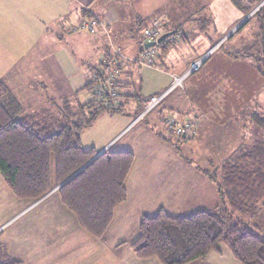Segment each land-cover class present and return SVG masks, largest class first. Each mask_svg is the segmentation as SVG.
I'll use <instances>...</instances> for the list:
<instances>
[{
    "label": "crops",
    "instance_id": "0c3cea01",
    "mask_svg": "<svg viewBox=\"0 0 264 264\" xmlns=\"http://www.w3.org/2000/svg\"><path fill=\"white\" fill-rule=\"evenodd\" d=\"M105 1L107 0H0V55H15L5 46L3 37L4 32L12 29L13 23L18 30L21 29L20 24L24 23V32L28 35L26 37L36 40L20 54L22 57L15 59L4 57L8 59L0 69L6 70V73L26 70L27 64L31 61L28 56L36 54L35 45L38 40L50 38L63 40L60 31L58 32L59 22H77L81 17H87L85 14L88 12L104 19L109 34L118 44L122 43V49L127 55H130L128 52L133 49L134 42L131 41V37L137 31L135 24L139 21L141 24L138 28L151 26L157 22L160 24L161 34L168 31L176 33L165 43L167 53L157 60V67L139 70L140 73L138 71L139 90L145 96L136 100L128 94L123 100L122 113L128 117L125 130L136 129V132L121 147L112 151L131 152L134 161L125 181L127 198L116 207L105 234L100 238H94L86 232L75 215L61 204L55 193L57 189L54 188L41 199L21 201L19 212L5 223L9 225L12 223L10 225L12 227L17 222L23 221L20 225H16L3 241H0V245L5 247L7 253L20 264H160L156 258L138 259L130 247L139 236L138 226L142 216L153 215L159 209L165 210L172 216L186 215L198 210L209 211L219 203L213 184L197 168L200 166L206 169L205 166L200 164L193 166L189 158L176 155L172 147L161 140V133L168 137L163 130L161 120L170 111L179 118L187 115L198 117L200 122L194 138L201 146L196 150L197 159L207 165L208 158L207 160L204 158L202 151L210 149L212 155L209 156H219L220 163L231 154L221 153L216 145L219 142H231L235 144L233 148L238 152V148L243 143L242 139L247 133L246 121L252 115L251 112L246 111V107L252 99L258 98L259 91H264V77L255 70L251 60L232 58L218 48L232 36L229 33L247 16L241 18L231 30L225 31L214 44L204 43L202 49L190 57L178 58L175 54L180 50V45L190 43L191 40L193 44L200 43L201 35L196 34L193 37L188 33L191 30L186 31L183 26L170 24L166 13L156 11L147 13L142 10L139 12L136 8L137 0H110L109 5ZM260 4L264 5L261 2ZM29 26L33 32L31 36L27 32ZM250 31L251 29H248L244 37H249ZM88 35L90 38L87 43L99 59L103 35ZM195 40L197 42H194ZM211 49L215 51L213 50L214 53L205 59L204 65H201L203 67L187 78L182 88L169 93L148 115L147 120L144 121L147 124L138 122L133 125L144 99L167 90L172 76H180L191 63L212 51ZM135 50L137 51V46ZM39 54L46 55L42 47L36 55ZM89 56L88 62L92 60V52ZM62 64L64 69L59 68L57 73L64 74V77L68 78V84L64 83L66 87L71 80L73 91L76 93L85 84L86 71L80 72L71 61L63 60ZM86 65L89 67L88 63ZM68 69L73 71H67ZM128 70L130 69L126 65L123 72L126 73ZM53 74L54 70L48 73L51 76ZM18 78L19 74L9 73L6 80L8 87L24 109L33 110L24 105L17 93L20 88ZM153 79L157 81L155 89L146 90L145 82ZM123 81L128 86L131 77L124 75ZM253 85L257 92L252 91L255 95L254 98H250ZM143 89H145L144 93ZM215 90L216 92L212 94ZM125 92L137 94L136 86L127 88ZM64 93L68 94L66 91ZM209 94L214 96L215 104ZM30 97L33 101L39 99V107L34 109L37 111L49 108L51 111L56 110L57 104L61 103L62 99H66L59 95L41 98L36 92L35 95L34 92L30 94ZM110 140L112 138L91 149L99 152L109 147L110 150L108 144ZM20 215L22 216L19 217ZM207 260L208 257L189 264H209Z\"/></svg>",
    "mask_w": 264,
    "mask_h": 264
},
{
    "label": "trees",
    "instance_id": "16d2710c",
    "mask_svg": "<svg viewBox=\"0 0 264 264\" xmlns=\"http://www.w3.org/2000/svg\"><path fill=\"white\" fill-rule=\"evenodd\" d=\"M240 1L247 16L262 0ZM248 26H251L249 37L252 40L244 37V41L241 39L236 45L237 48L227 49V40ZM142 29L138 28L131 37V41L138 46V55L133 59L125 54L120 44L118 47L123 52L115 45L117 41L110 35L113 46L128 59L122 60L119 73L122 76L127 74L131 79L135 68L143 66L137 62L144 51V47L140 46ZM102 39L100 53L108 58L109 40L105 36ZM167 40L158 45L159 56L149 67L156 68L157 60L167 53L164 47ZM227 40L218 48L232 58L251 60L255 70L264 77V51L261 48L264 5ZM126 65L130 70L124 73ZM129 83L128 86L122 85L124 91L120 104L128 94L136 100L139 98L137 92H125L127 88L134 87L132 80ZM91 85L92 81L87 77L83 89L89 90ZM57 109L65 113L66 120L56 119L54 110L28 112L8 85L0 82V173L13 194L27 200L44 197L73 175L55 193L61 204L75 215L80 226L94 238H100L111 223L116 207L127 198L125 181L134 156L131 152L107 149L79 171L97 154L94 149L83 148L81 133L92 126L103 112L123 111L91 100L72 106L68 99H62ZM170 113L173 112L167 115ZM253 116L257 117L256 127L264 132V116L254 114L252 119ZM161 125L165 130L163 119ZM163 135L160 134L161 140L180 157L182 155L176 143L194 138H166ZM234 158L230 162L227 159L220 161L219 165H211L207 169L197 167L216 189L219 203L214 208L176 216L159 209L153 215L142 216L138 226L139 236L130 245L138 259L156 258L160 264H189L203 260L211 253L220 255L223 244L240 264H264V235L260 234L263 232L260 225L264 221V142L241 145ZM256 219L259 223L251 225L250 222ZM0 264L20 262L0 245Z\"/></svg>",
    "mask_w": 264,
    "mask_h": 264
},
{
    "label": "rangeland",
    "instance_id": "374dc122",
    "mask_svg": "<svg viewBox=\"0 0 264 264\" xmlns=\"http://www.w3.org/2000/svg\"><path fill=\"white\" fill-rule=\"evenodd\" d=\"M105 3L109 5L111 4V1L107 0L105 1ZM261 3L264 4V0H262ZM242 4L243 2L240 0H137L136 8L139 12L140 10H142V12L145 11L147 13H153L154 11L163 12L164 14L166 13L170 24L173 23L176 26L178 25L183 26L186 29V31L191 30V32H188V33L189 35H192L193 37H195L196 34L201 35L202 40L200 43L193 44L191 40L190 43H185V45H180V48H179L180 50L176 52L175 55L178 58L179 57L186 58L187 56L190 57L196 51L201 50L204 43L206 45L214 44V42L218 41L221 38V35L224 34L225 31L231 30V28L234 27L237 24V22L241 20V18L245 17L246 11H244L245 7L242 6ZM258 9H259V6L254 8L253 10L255 11L252 10V12L255 13ZM82 18L83 17H81L79 20H81ZM78 21L77 22H69V21L59 22L58 27L60 28V30H58V32L60 31V35L62 36L63 40H60L59 38H56V39L50 38V39H46L43 41L38 40L37 41L38 43H36L35 45V53L37 54L39 52V48L42 47L44 49V54L46 55L42 56L43 54H39V55L33 54V55L28 56L31 61L27 64L26 70L6 73V70L0 69V82H2L3 84L5 83L6 85H8L6 80H7V75L9 73H12L13 75L15 73H17V75L19 74L18 82H19L20 88L17 93L19 97L21 98L22 102L24 103V105L33 109V110L27 109L28 112L37 111L34 109H38L39 107L38 106L39 99L36 97L37 98L36 101H33L30 97V94H32L33 92H34V95L36 92L41 98L42 97L43 98L56 97L59 95L62 98L68 99L71 102L72 106H75L78 103H84L87 100H89L90 96L92 97L91 89L85 90L83 89V87L82 88L80 87V89L75 93L73 91V87L71 85L70 79H69L70 80L69 86L66 87L64 83L68 84V78L64 77V74L60 75L59 73H57L59 68L64 69L63 65L66 63L62 64L63 60L66 62L71 61V64L72 65L74 64L80 72L86 71L85 80L88 77V79H91L92 81L93 75L103 70V66L99 64V59L97 58L96 53L92 51V49L87 43V40L90 38L88 34L90 35L92 34L88 32L87 30H80L76 33L66 32V28L69 25L77 24ZM162 23H165V22H162ZM140 24H141V21L135 24L136 29H138V26ZM253 24H254V21H253ZM20 25H21V29L18 30V29H15L16 24L13 23L12 29H8L7 32H4L3 37L5 40V46L8 49H10V51L15 55H5V56L0 55V67L6 63L5 60L8 58L15 59L18 57H22L20 56V54L23 53L27 49L28 46H32L31 44L36 41L34 39H30L26 37L28 35H26V33L24 32L25 24L21 23ZM149 26L150 25H146L142 28L149 27ZM250 27L251 26H248L238 31L236 36L227 42L226 48L227 49L237 48L238 44L241 42V39L242 41H244L243 37L245 34L248 33V29ZM31 31L32 29L29 26V29L27 32H29L30 36L31 34H33V32ZM236 31L237 29L235 30V32ZM0 38H1V33H0ZM250 39L252 40V38ZM194 42H197V40H195ZM115 45L118 47L119 44L115 43ZM120 45L122 46V43H120ZM132 45H133V49H131V51L128 52V54H130L128 56L133 59V57L138 55V46L136 45L135 42ZM134 45L137 46V51L135 50ZM261 46H263L261 48H262V51H264V40L262 41ZM119 49L122 51L121 48ZM214 51L210 53L209 56H211L214 53ZM91 52H92V60L88 62L87 59L90 57L89 54ZM134 53L135 54L137 53V54L133 55ZM4 57H8V58H4ZM38 57L39 58L41 57V59L36 60ZM87 63L89 64L88 65L89 67H87L86 65ZM262 65L264 68V63ZM149 68H152V67L143 65L139 68L138 67L135 68V73L131 79L134 82V87L136 86V92L138 93V95H141L139 97H144L145 95L142 94L141 91L139 90L138 71L147 70ZM77 69L75 70L77 71ZM97 69H99V71H97ZM53 70H54L53 76L48 75L49 71L53 72ZM69 70L73 71L72 69H68L67 71ZM144 75H146V72H144ZM123 77L124 76H122L120 73L118 74V80L120 82V92H121L119 99H122L121 95L123 94V91H124V88L122 86L123 84L125 85L123 81ZM20 82H23V84H20ZM156 85H157V81L154 79L151 81H146L145 89L146 90H151L152 88L155 89ZM145 89H143V93ZM216 90L212 92V94L215 93ZM65 91L68 94L64 93ZM252 91L257 92L255 91L254 85L252 86L251 91H250L251 92L250 98L251 97L254 98V95H255V93H253ZM164 92L157 94V95H153V96H159L163 94ZM51 94L53 96H50ZM212 94L211 95L209 94V97L211 101L214 103V96ZM162 101L160 102V104L162 103ZM198 104L201 105V103L199 102ZM259 104H262V106ZM123 105L124 104H121L119 109L121 108V110H123L124 109ZM156 108H154L150 113H152ZM127 109L129 108L127 107ZM141 109L137 112L133 125L138 122H140V124H147V123H144V121L147 120V117L150 113L146 115L144 120L136 122V118L141 112ZM49 110L51 109L49 108ZM57 110H54L55 118L60 121L66 120L65 113L63 111H57ZM246 111L251 112L252 115L257 114V115L264 116V91L263 92L259 91L258 98H254L251 100V102L246 107ZM252 115H251V118H249L246 121L247 133L245 134V137L242 139L243 146H249V144H252L253 141L264 142V132L256 127L255 118L257 117L253 116L254 118L252 119ZM127 118L128 117L123 113L114 114L109 111L103 112L100 115V117L93 123L92 126L82 131L81 133L82 140H83V142L81 140L82 146L85 149L89 150L91 149V147H98L106 140L112 138V140H110V142L108 143L110 145V150L118 149L119 147H121V145L126 140H129L136 132V129L131 130L129 128L125 130V128L127 127V125L125 124L127 123ZM166 135H169V134L166 133ZM176 145L178 146L180 154L189 158L192 161L191 163L193 166L200 164L201 166H205V168L207 169L211 165H214V166L219 165L220 157L219 156L218 157L209 156V155H212L211 154L212 150L210 149H206L202 151V153L205 155L204 158H206V160L208 158L207 165L206 163H203L202 161H198L196 150L200 149L201 144L197 143L195 138L180 141L178 142V144L176 143ZM234 146L235 144H231V142L230 143H226V142L220 143L219 142L218 145H216V147L220 149L221 153H224L226 155L231 154L229 157H227V160L229 162L230 160L231 161L235 160L234 154L238 153L236 152V150H234L233 148ZM107 149H109V147ZM107 149H105L104 151H106ZM51 165H52V169H54L53 159H52ZM23 200L25 199H19L13 194V192L7 186V184L5 183L0 173V241H3L5 237L7 236V234L11 232L16 227V225H20L23 222V221H19L12 227H10L12 223L10 225L5 224L10 217H12L17 212H19L21 208L20 202ZM21 216L22 215H20L19 217ZM258 220L256 219L254 221H251L250 222L251 225L259 223ZM261 223L262 225L260 224L259 225L263 232H261L260 234L264 235V221H262ZM220 249H221L220 255L211 253L208 256L209 260L207 261L209 264H240L235 258H233L228 247L222 244L220 246Z\"/></svg>",
    "mask_w": 264,
    "mask_h": 264
},
{
    "label": "built area",
    "instance_id": "2783aa9c",
    "mask_svg": "<svg viewBox=\"0 0 264 264\" xmlns=\"http://www.w3.org/2000/svg\"><path fill=\"white\" fill-rule=\"evenodd\" d=\"M89 13V12H88ZM80 30H87L92 35H103L108 38L109 49L106 51L107 57L100 56L99 64L103 66V70L99 73H95L92 79L91 95L89 100L101 103L104 107L111 109H119L120 104V82L118 80L119 66L122 60H128L121 52L113 46L110 34L106 28L104 19L98 15L90 12L87 17H83L77 24H71L66 28L67 33H76ZM161 34V27L157 22H154L151 26L145 27L140 31V46H143L148 42H155ZM144 51L137 58L139 65L150 66L154 63L159 56L158 45L156 44L150 48H143ZM209 54L203 55L197 61L191 63L189 68L180 74V76H172L170 86L165 92L159 96H150L142 104V109L136 118V122L144 120L146 115L150 113L154 108L160 105V102L169 95L175 89L183 87V82L193 73L199 70L205 59ZM119 100V101H118ZM199 119L193 115L177 117L175 114L166 115L163 118V124L165 132L168 137L179 138L194 137L196 134L197 126L199 125Z\"/></svg>",
    "mask_w": 264,
    "mask_h": 264
},
{
    "label": "water",
    "instance_id": "95a60500",
    "mask_svg": "<svg viewBox=\"0 0 264 264\" xmlns=\"http://www.w3.org/2000/svg\"><path fill=\"white\" fill-rule=\"evenodd\" d=\"M261 6V4L259 5V7ZM253 11H255V10H253ZM254 13L253 12H251L242 22H240V24L238 25V26H236V28L232 31V32H230L229 33V35L231 36L234 32H235V30L236 29H238L239 27H241L242 25H244L245 24V22L248 20V18H250L252 15H253ZM175 33V31H168V32H166V33H163V34H161L157 39H156V41L155 42H148V43H146L145 45H144V48L145 49H147V48H150V47H153V46H155L156 44L157 45H160L163 41H166L169 37H171L173 34ZM215 48H216V46H215ZM214 48V49H215ZM214 49H212V51H210L209 53H207V54H210V53H212L213 52V50ZM183 138H184V135L182 136ZM104 151V150H103ZM103 151H99V152H97V154L95 155V156H93L79 171H81L82 169H84L87 165H89L93 160H95L101 153H103ZM79 171H77L76 173H78ZM75 173V174H76ZM74 174V175H75ZM71 177H73V175L71 176ZM71 177H69L67 180H65L63 183H61L59 186H57L56 187V189H58L59 187H61L62 185H64L66 182H68L69 180H70V178ZM55 189V190H56Z\"/></svg>",
    "mask_w": 264,
    "mask_h": 264
}]
</instances>
